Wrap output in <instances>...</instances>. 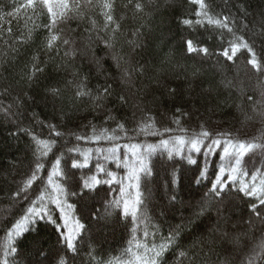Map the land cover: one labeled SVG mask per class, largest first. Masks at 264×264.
Segmentation results:
<instances>
[{"label":"trees","instance_id":"trees-1","mask_svg":"<svg viewBox=\"0 0 264 264\" xmlns=\"http://www.w3.org/2000/svg\"><path fill=\"white\" fill-rule=\"evenodd\" d=\"M59 2L51 0L57 12L62 10ZM75 2L69 0L70 5ZM110 2L114 22L109 29L103 27L104 9L97 0L86 8L85 0H79L82 10L69 12L58 24L59 39L48 49L50 33L42 27L48 23L47 9L22 8L27 0H0V261L15 247L17 253L7 257L12 264H36L43 259L37 248L49 254L52 264L61 260L64 264H140L137 256L163 245L159 264H249L253 249L260 255L257 245L264 239V222L250 205L264 206L239 192V187L241 180L251 185L253 175L258 187L264 179V116L247 99H261L264 71L247 63L246 49L233 60L223 51L230 50L239 36L255 46L258 58L264 57V0H205V10L213 19L229 17L233 33L198 17V5L191 0ZM137 3L142 10H136ZM108 37L113 49L103 42ZM189 40L208 52L189 53ZM113 52L123 58L119 67ZM123 69L129 71L127 77L122 76ZM109 85L110 95L104 91ZM78 91L86 94L77 95ZM202 131L222 145L228 139L257 145L243 158L241 170L233 173L238 179L228 183L223 198L215 196L211 186L221 168L227 181L232 158H222V147L208 153L210 139L200 145V153L178 143V138L203 139ZM111 136L117 139L109 140ZM161 140H167V146ZM39 141L55 144L41 161L45 167L29 190V199L14 197L45 151ZM117 145L119 151L113 156L109 149ZM124 145H136L135 155ZM57 158L68 175L66 180L54 176L53 185L72 186L77 195L60 198L73 207L65 210L64 219L59 209L53 211L57 225L41 220L38 229L33 225L31 231L9 239L12 223L41 191L46 197L56 195L48 175ZM140 159L152 174L140 173L141 205L135 217L131 211L124 217L118 215L123 201H134L137 191L129 188L125 177L139 167ZM73 160L87 166L73 169ZM108 171L116 174L114 184L104 182ZM94 175L99 185L90 190L77 186L92 182ZM81 192H86L83 199ZM96 209L102 214L107 209V223L91 219L89 213ZM77 219L85 229L76 238L78 251L67 252L60 239L66 232L56 229L67 221L71 231Z\"/></svg>","mask_w":264,"mask_h":264},{"label":"snow or ice","instance_id":"snow-or-ice-1","mask_svg":"<svg viewBox=\"0 0 264 264\" xmlns=\"http://www.w3.org/2000/svg\"><path fill=\"white\" fill-rule=\"evenodd\" d=\"M97 3L104 9L103 15L105 17V24L104 29H109V25L114 22V17L112 15V9L113 4L110 2V0H97ZM191 3L198 5V10L196 12V15L204 16L207 18V22L209 24H215L218 27L226 28L229 33H233V28L229 26V17L225 16L223 20L221 19H213L208 11H206V4L205 0H191ZM92 5V0H85V3L83 5L84 8L89 7ZM22 8L25 9H33L34 11L37 8H44L47 9V16H48V23L43 24L42 27L46 28L48 32L50 33V36L47 40V47L48 49H52L54 44L59 39L58 35L55 34L57 31V26L59 23L62 22L63 19H66L68 17V13L72 12L74 10H82V6L79 3V0H76V2L72 5L69 4V0H60L59 7L62 9L61 11L57 12L53 9L51 6V0H27L26 4L21 5ZM142 5L140 3H137L135 5V8L137 11L142 10ZM19 11V9H17ZM42 15V13H39ZM185 24H190L191 21L185 20ZM197 23H200V21H197ZM41 25H37V27H40ZM112 31H115V29H112ZM103 42L105 43L106 48L113 49L114 45L112 43V38L108 37L107 39H104ZM64 44H68L69 42L67 40L63 41ZM187 44V50L189 53L192 52H203L207 53V48H200L197 49L193 45V41L189 40L186 42ZM242 49H246L248 53V60L247 63L252 66V68L256 69L257 71H264V57L258 58V54L255 51V46L250 45L247 41H245L242 37L236 36L234 38V41L230 44V50L229 48L224 49L223 55L228 60H233L234 57H236L237 53L240 52ZM73 53H66V55H72ZM112 59L117 62L118 67L121 65L122 57L116 53L113 52ZM99 63V61H97ZM36 71H41V69L37 68ZM34 75V74H33ZM129 75V71L127 69L122 70V76L127 77ZM28 79L31 81L33 79V76H28ZM110 85L105 88V93L111 94L109 91ZM56 90L53 89V92ZM84 92H77V95H85ZM97 100L101 99V97H96ZM123 99V97H121ZM247 99L249 101H253L254 105L259 106L260 108V114L264 116V93L261 94V99L258 101H254L252 96H248ZM179 111V109L177 110ZM179 123V121H177ZM120 128H123V125L119 126ZM155 134V133H150ZM56 136L62 135L59 132H55ZM226 135V134H225ZM200 138H192L190 142H186L183 139L178 138V143L181 145L188 144L190 147V150L195 153H200L202 151V148L200 145L203 144L205 139H210V143L206 147V151L208 153H211L215 150V148H223V157H231L233 160V164L231 165V172L228 173L227 181L222 179V175L224 173V169L221 168L216 176V179L212 182L211 186V192L215 194L217 197L223 198V195L225 194V189L228 187V183L232 182L235 183L238 177L236 175H233V173L240 171L242 167V160L246 156L247 153L251 152L254 147L257 145L253 143H245V142H239L238 144L233 143L231 139L225 140L223 145L221 143L220 139L217 138H211V134L208 131H202L199 134ZM77 140L86 139V137H80L76 136ZM99 139V137H97ZM109 140H115L117 137L111 136L108 137ZM39 144L43 145L45 151L40 153V156L37 158V162L35 164V169L32 172L30 178H28L24 183L23 186L18 188V191L13 194L14 197H19L24 200L29 199V190L32 188L35 181L39 179L38 173L44 169L45 165L42 161L43 157H47L49 152L52 150V145L55 144V141H39ZM162 145L167 146L168 141L167 140H161L160 142ZM119 145L112 147L109 149V152L115 156L116 153L119 151ZM131 147L132 154L135 155L136 145H124L123 148L125 151H127ZM230 147L233 149L232 152L229 151ZM150 150L151 146H150ZM69 152H75V148H69ZM127 159V156L125 157ZM191 163L195 164L197 161L191 160ZM246 164L247 161H244ZM61 160L57 158L55 160V163L53 165L52 171L48 175V185L52 187L53 192L56 193V195H52L49 193L46 197L45 192L41 191L40 195L35 199L32 200L29 207L26 209V212L23 216H21L18 220H16L14 223H12L11 228L8 230V237L9 239H12L13 237H19L23 235L25 232H29L32 230V226L36 225L37 229L39 227L40 221L45 220L49 224L57 225V219L53 217L52 213L53 211L59 209L61 212L60 219H64V212L67 208H72L73 205L67 204L65 200H62L60 197L61 195L67 196L68 194L71 195H77V193L74 190H71V185L68 186V189H66L61 183H55L53 185V177L61 178V180H66L67 173L62 171L60 168ZM139 167L134 168L130 175L126 176L125 179L129 181V188H135L136 196L135 200H128L125 199L123 201V209L122 212L118 215H123L124 217H127L129 215V211H131V214L133 217L136 216L137 212V206L141 205V195L139 192L140 188V173L143 172L146 175H151V170L146 168L144 165V160L140 159L138 161ZM87 164H79L76 160L72 161L71 167L73 169L78 167H86ZM99 172H104V169L97 165ZM243 175H247V173H242ZM105 175L108 177L104 182L107 184H114L116 182V174L112 171H108L105 173ZM203 175V172H201V176ZM256 176H252L253 183L249 185L245 181H240V187L239 192L243 193L245 196L249 197H255L258 201V204L260 206H264V179H261L259 187L256 185ZM91 181L89 182L87 180L84 181L82 185H77L78 187H81L85 190H90L94 188L95 186L100 184V180L97 178V176H92ZM135 182V183H133ZM120 191L123 194L124 193V185L123 181L120 182ZM84 195H86V192H81L80 196L81 199H83ZM49 205H54L55 208H51ZM250 210L254 213H256V216L258 219H260L262 222H264V208L258 207L257 204H251ZM85 212H88V209L85 208ZM91 219L95 222H101L104 223L108 222L109 213L107 209H105L104 214L101 213L100 209H96L94 211H91L90 213ZM118 218V217H117ZM85 229V225L80 222V219H77L75 222V226L71 231H67V221H65L64 227H57V231L61 233H65V235L61 236L60 239L63 240L66 251L67 252H77V245H76V238L77 236L81 235L83 230ZM179 229H177V232ZM147 233H145L146 235ZM175 236V233L173 234V238ZM59 242V241H58ZM38 244V241L36 242ZM257 247L260 250V255H257L255 252V249H253V254L248 257L249 264H255V261L259 260L260 264H264V239H262V242L257 245ZM165 252V246H161L159 249H149L148 252L144 256H137L136 261L140 262V264H159L160 257ZM17 253V249L15 247H10L9 251L6 255V257L0 261V264H12V261L9 260L7 257L11 256L12 254ZM37 255H43V259L36 262V264H52V261L49 260V254L44 253V250L42 248H37ZM181 256H184L185 253L181 252ZM56 257L60 256V251L58 250L55 253ZM60 264H64L63 260L60 261Z\"/></svg>","mask_w":264,"mask_h":264},{"label":"rangeland","instance_id":"rangeland-1","mask_svg":"<svg viewBox=\"0 0 264 264\" xmlns=\"http://www.w3.org/2000/svg\"><path fill=\"white\" fill-rule=\"evenodd\" d=\"M180 145H181V144H179V146H180ZM229 151H230V152H232V151H233V149L230 147Z\"/></svg>","mask_w":264,"mask_h":264}]
</instances>
